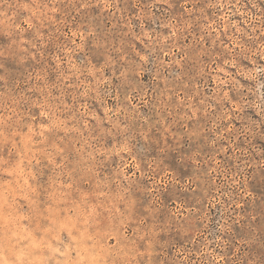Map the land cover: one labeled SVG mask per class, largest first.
<instances>
[{
    "label": "rangeland",
    "instance_id": "obj_1",
    "mask_svg": "<svg viewBox=\"0 0 264 264\" xmlns=\"http://www.w3.org/2000/svg\"><path fill=\"white\" fill-rule=\"evenodd\" d=\"M0 264H264V0H0Z\"/></svg>",
    "mask_w": 264,
    "mask_h": 264
}]
</instances>
